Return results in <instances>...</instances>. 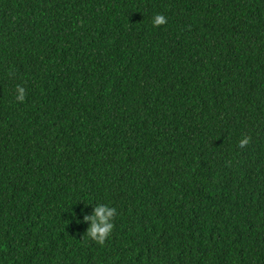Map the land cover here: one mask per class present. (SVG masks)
<instances>
[{
	"label": "trees",
	"instance_id": "16d2710c",
	"mask_svg": "<svg viewBox=\"0 0 264 264\" xmlns=\"http://www.w3.org/2000/svg\"><path fill=\"white\" fill-rule=\"evenodd\" d=\"M0 264H264V0H0Z\"/></svg>",
	"mask_w": 264,
	"mask_h": 264
},
{
	"label": "clouds",
	"instance_id": "9594fccd",
	"mask_svg": "<svg viewBox=\"0 0 264 264\" xmlns=\"http://www.w3.org/2000/svg\"><path fill=\"white\" fill-rule=\"evenodd\" d=\"M152 26L156 27L166 23V18L162 14H156L152 18ZM25 98V89L17 85L14 99L17 102H23ZM250 142L248 136L242 137L238 142V147L244 148ZM91 205V211L83 214L82 219L87 221V227L84 231L86 239L94 241L97 245L103 246L106 239H108L114 228V219L117 215V209L111 207L106 203H97L95 206ZM71 211V209H69ZM73 215H75L73 213Z\"/></svg>",
	"mask_w": 264,
	"mask_h": 264
}]
</instances>
